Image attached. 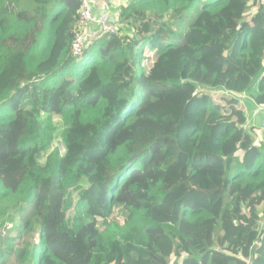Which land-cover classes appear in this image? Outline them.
I'll use <instances>...</instances> for the list:
<instances>
[{
    "label": "trees",
    "instance_id": "obj_1",
    "mask_svg": "<svg viewBox=\"0 0 264 264\" xmlns=\"http://www.w3.org/2000/svg\"><path fill=\"white\" fill-rule=\"evenodd\" d=\"M0 0V264H264V0H130L72 55L75 0ZM255 9L254 12H251ZM216 247H213L215 246Z\"/></svg>",
    "mask_w": 264,
    "mask_h": 264
},
{
    "label": "built area",
    "instance_id": "obj_2",
    "mask_svg": "<svg viewBox=\"0 0 264 264\" xmlns=\"http://www.w3.org/2000/svg\"><path fill=\"white\" fill-rule=\"evenodd\" d=\"M64 1V0H59ZM80 4L77 31L72 43V55L82 58L93 40L102 34H117L118 27L111 20L108 12L95 13L91 0H75ZM99 32V34H98Z\"/></svg>",
    "mask_w": 264,
    "mask_h": 264
},
{
    "label": "rangeland",
    "instance_id": "obj_3",
    "mask_svg": "<svg viewBox=\"0 0 264 264\" xmlns=\"http://www.w3.org/2000/svg\"><path fill=\"white\" fill-rule=\"evenodd\" d=\"M213 0H199L198 2H196L194 4L193 7H191L190 11H188V13L185 15V18L187 19L188 22H191L193 20V16L195 15V13L201 9L206 3L208 2H212ZM22 3L20 4L19 8H23L25 5H28V2L23 0L21 1ZM255 9H253L251 12H254ZM110 14V13H109ZM120 18V15L116 16V18ZM112 21L114 19H116L115 17H111ZM115 21V20H114ZM113 21V22H114ZM116 24V23H115ZM117 25V24H116ZM119 25H117L118 27ZM86 59V57L84 58ZM81 61V60H79ZM23 64L21 61V58L18 59H14L12 61V63L7 66L4 70L3 76L0 79V86L2 88L6 87L9 79L12 76L17 75V73L22 69ZM199 92L211 95V96H233L235 97L240 103L244 104L245 110H246V117H247V126L246 129L249 130V128L254 127L256 124H258L260 122V120L263 117V113H264V107H257L254 105V102L252 101V99L250 97H248L247 95H234L231 94L225 90L222 89H211V88H199ZM258 129V128H257ZM261 130V132H264V129H259ZM264 134V133H263ZM264 225V221L262 222ZM213 247H216L213 246ZM218 247V246H217ZM216 247V248H217ZM241 260H243V262L248 264L249 259L245 258L243 255L240 256Z\"/></svg>",
    "mask_w": 264,
    "mask_h": 264
},
{
    "label": "crops",
    "instance_id": "obj_4",
    "mask_svg": "<svg viewBox=\"0 0 264 264\" xmlns=\"http://www.w3.org/2000/svg\"><path fill=\"white\" fill-rule=\"evenodd\" d=\"M91 2L94 5L95 13L99 14L107 11L111 17L116 18V16L120 15L121 8L127 6L130 0H91ZM114 20V23L120 24L119 17Z\"/></svg>",
    "mask_w": 264,
    "mask_h": 264
},
{
    "label": "water",
    "instance_id": "obj_5",
    "mask_svg": "<svg viewBox=\"0 0 264 264\" xmlns=\"http://www.w3.org/2000/svg\"><path fill=\"white\" fill-rule=\"evenodd\" d=\"M255 106H257L256 104H254ZM258 107V106H257ZM255 128H258L259 129H264V113H263V117L262 119L260 120V122L258 124H256L254 126Z\"/></svg>",
    "mask_w": 264,
    "mask_h": 264
},
{
    "label": "clouds",
    "instance_id": "obj_6",
    "mask_svg": "<svg viewBox=\"0 0 264 264\" xmlns=\"http://www.w3.org/2000/svg\"><path fill=\"white\" fill-rule=\"evenodd\" d=\"M107 12V11H106ZM112 19V18H111ZM113 22V21H112ZM114 23V22H113ZM115 24V23H114ZM99 34V33H98ZM86 52V51H85ZM84 55H85V53H84ZM84 55H83V57L82 58H78L79 60H83V58H84Z\"/></svg>",
    "mask_w": 264,
    "mask_h": 264
}]
</instances>
